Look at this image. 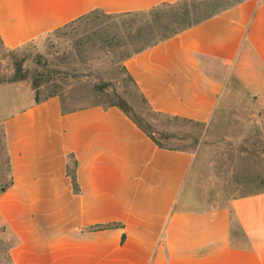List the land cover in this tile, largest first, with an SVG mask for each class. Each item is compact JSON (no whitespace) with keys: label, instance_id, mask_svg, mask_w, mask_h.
I'll list each match as a JSON object with an SVG mask.
<instances>
[{"label":"crops","instance_id":"1","mask_svg":"<svg viewBox=\"0 0 264 264\" xmlns=\"http://www.w3.org/2000/svg\"><path fill=\"white\" fill-rule=\"evenodd\" d=\"M177 1L0 0V44L19 48L95 9ZM123 66L153 110L206 128L226 81L263 110L264 2L243 0ZM3 89L14 97L9 109L0 104L12 178L0 195V230L11 238L10 264H264V191L209 198L198 189L195 153L159 149L117 108L63 113L58 97L36 104L25 81ZM107 223L120 226L93 229Z\"/></svg>","mask_w":264,"mask_h":264},{"label":"rangeland","instance_id":"2","mask_svg":"<svg viewBox=\"0 0 264 264\" xmlns=\"http://www.w3.org/2000/svg\"><path fill=\"white\" fill-rule=\"evenodd\" d=\"M80 31L65 29L59 34L43 36L20 47L16 56L25 59L30 77L47 70L45 68L52 70L50 78L61 86V95L70 109L90 106L95 102L91 87L107 83L156 129L198 137L194 171L199 167L197 185L201 194L215 200L219 196L230 200L264 191V109L258 107L255 98L245 95L239 85L226 81L221 108L209 127L154 118L147 114L123 71L122 49L104 48L98 43L78 45ZM12 73V59L0 44V77H9ZM0 94V104L5 110L9 109L14 97L5 89ZM24 104L20 99L13 108ZM175 144L190 145L191 139ZM186 190L187 187L183 195ZM1 233H4L2 229L0 264H9L11 238H2Z\"/></svg>","mask_w":264,"mask_h":264},{"label":"trees","instance_id":"3","mask_svg":"<svg viewBox=\"0 0 264 264\" xmlns=\"http://www.w3.org/2000/svg\"><path fill=\"white\" fill-rule=\"evenodd\" d=\"M242 1L243 0H179L175 3H162L145 11L121 14H107L99 9H95L49 34H59L65 29L74 31L80 29L79 41H77L78 45H96L98 43L104 48L115 47L117 50L122 49V52H124L122 62L124 63L132 56L155 47L239 5ZM3 48L12 59L13 73L9 77H0V84L29 81L30 87L34 92V101L36 104L47 101L53 97H58L62 103L61 111L63 113L73 110H70V108L66 106L64 98L61 95V86L58 82L50 78L52 70L45 68L47 70L30 77L24 65L25 59L16 56V53L20 51V47L15 49ZM123 71L128 81L136 90V86L131 77L126 73L124 66ZM90 92L95 96V102L90 106H99L103 109L117 108L159 149L194 153L199 143L198 137L186 134L178 136L174 133L156 129L151 123L146 121L145 118L136 114L122 95L110 89V84H95L91 87ZM139 98L149 116L163 118L172 123L204 126L201 123L189 119L157 112L150 107L143 95L139 94ZM188 138L191 139L190 145L175 144L183 143ZM76 168V161L69 156L66 172L71 179L75 193H78ZM11 185L12 178L7 141L3 130L0 129V195L7 191ZM118 226H120L118 223H107L105 225L96 226L93 229H112ZM8 263L10 264L9 257Z\"/></svg>","mask_w":264,"mask_h":264}]
</instances>
